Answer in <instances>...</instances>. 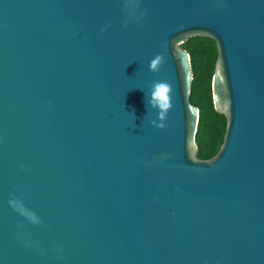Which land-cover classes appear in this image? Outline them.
I'll return each mask as SVG.
<instances>
[{
  "label": "water",
  "instance_id": "1",
  "mask_svg": "<svg viewBox=\"0 0 264 264\" xmlns=\"http://www.w3.org/2000/svg\"><path fill=\"white\" fill-rule=\"evenodd\" d=\"M192 37L227 121L208 160ZM0 264H264V0H0Z\"/></svg>",
  "mask_w": 264,
  "mask_h": 264
},
{
  "label": "trees",
  "instance_id": "2",
  "mask_svg": "<svg viewBox=\"0 0 264 264\" xmlns=\"http://www.w3.org/2000/svg\"><path fill=\"white\" fill-rule=\"evenodd\" d=\"M190 56L193 80L190 103L197 107L198 123L195 133L196 157L208 160L214 157L223 142L226 118L215 111L211 83L217 60L215 42L206 37H192L180 45Z\"/></svg>",
  "mask_w": 264,
  "mask_h": 264
},
{
  "label": "clouds",
  "instance_id": "3",
  "mask_svg": "<svg viewBox=\"0 0 264 264\" xmlns=\"http://www.w3.org/2000/svg\"><path fill=\"white\" fill-rule=\"evenodd\" d=\"M105 29H101L103 32ZM164 63V56L162 54H157L149 63V70L152 72H158L160 70L161 65ZM170 88V85L167 82L156 81L150 87V100L148 99V93H145V98L148 104L154 108L158 109V120L160 123L157 124L155 120L152 121V124L157 128H164L166 125L163 123L167 118V113L171 105H161L158 102V96L161 90Z\"/></svg>",
  "mask_w": 264,
  "mask_h": 264
}]
</instances>
